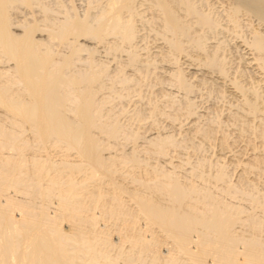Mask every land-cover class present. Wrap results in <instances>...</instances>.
Returning a JSON list of instances; mask_svg holds the SVG:
<instances>
[{
	"label": "rangeland",
	"instance_id": "rangeland-1",
	"mask_svg": "<svg viewBox=\"0 0 264 264\" xmlns=\"http://www.w3.org/2000/svg\"><path fill=\"white\" fill-rule=\"evenodd\" d=\"M72 1L42 0L41 3L34 1L31 6L17 4L12 10V18L15 22H31L36 18L34 21L43 24V7H49V10L52 8L51 15L60 19L69 9H72L69 10L71 14L82 18L86 13L95 14L97 6L104 3L95 1L97 5L91 0ZM136 2V13L134 12L133 17L127 13L123 14V19L128 18V24L134 28L130 43L122 41L121 36L116 33L107 35L100 43L81 37L77 43L82 46L72 57L76 68L94 71L102 67L105 70L99 77L102 84L99 81L92 83L93 99L99 105L94 117L98 125H109L112 122L110 125L114 124L118 130L114 137L100 128L93 130V135L99 142L100 150H103L100 151L101 156L113 158H110L111 161L107 160L111 164L108 174H90V170L85 168L72 172L62 168V173H56L54 169H43L37 161L32 160V155L43 158L49 156L50 161L55 164L63 158L81 162L80 157L75 150L67 148L64 144L54 145L48 142L45 145H37L38 141L28 131L25 134L29 145L22 151V154H25L23 163L28 167L23 176V182L27 181V184L23 185H29L31 188L34 184H39L42 191L37 192L41 195L38 193L34 196L35 193L31 191L28 193L25 189L18 190L11 186L7 193L19 200L28 199L30 203L46 205L47 202L48 211L54 214L58 192L65 189L68 182L73 183L72 196L74 193L75 196L70 200L76 201L77 207L83 204L81 207L89 208L87 213H93L91 216H94L96 221L88 228L90 225H84V222L70 220L56 213L57 226L65 233L75 229L77 236L90 242V248H94L92 251L100 252L98 260L107 264H122L130 259L127 255H134L129 264H137L134 260L136 256L150 254V250L133 242L136 234L140 232L146 238L158 236L157 244L159 249L160 246L163 248V252L169 248L167 246L175 247L174 241L168 239L157 224L151 225L148 219L140 214L141 206L134 197L156 198L165 205L169 196L156 190L158 186L172 181L182 185L192 184L203 196L208 195L206 202L226 206L228 213H235V216L232 215L233 222L235 221L232 229L236 242H230L225 246L226 249L241 250L245 242L252 238H257L258 243L264 244V70L253 62L252 50L248 45L252 30L257 26L256 21L243 13L234 21L228 17L226 12L232 0H191L195 8L203 14L206 13L212 23L201 27L195 24L194 18L186 14L182 7L176 6V15L181 16L180 22H185L186 24H183L187 27L186 31H189L177 34L176 40H179L180 50L176 51L169 43L172 38L175 39V35L164 31L162 15L153 5V1ZM15 28L17 32L20 30L19 27ZM55 43L54 50L60 54L67 55L73 50V46ZM131 54H134L136 63H129ZM211 59L216 60L214 63L217 64H208ZM25 134L22 137H25ZM155 142L160 143L161 148L154 147L157 144ZM8 153L12 152L3 149L0 155L7 156ZM129 157L134 159L130 160ZM36 174H40L39 177ZM66 174L72 182L63 176ZM166 174L170 178L166 177ZM55 175L61 176L58 177L60 183L46 196L44 187ZM78 182L81 183L77 184ZM113 208L122 211L121 214H112ZM128 217L135 219L130 228ZM95 229L98 230L97 233ZM102 234L107 235L108 242L117 244L116 248L119 250H110L102 241ZM193 234L196 235L195 231L190 233L194 240ZM193 245L192 242L189 246ZM148 257L150 256L144 258ZM182 258L185 259L184 256ZM210 259L208 255L207 262H210Z\"/></svg>",
	"mask_w": 264,
	"mask_h": 264
},
{
	"label": "bare ground",
	"instance_id": "bare-ground-1",
	"mask_svg": "<svg viewBox=\"0 0 264 264\" xmlns=\"http://www.w3.org/2000/svg\"><path fill=\"white\" fill-rule=\"evenodd\" d=\"M34 1L40 2L42 0H0V153L3 149L12 152L8 153L7 156L0 155V264H107L100 262V259V261L98 260L100 252H97V250L92 251L94 248H90V242L81 236H77L75 229H71L72 232L65 233L57 226L56 213L66 216L70 220L84 222V225H90L88 228L91 225L93 226L96 221L95 217L91 216L93 213L91 215L89 214L91 213L90 211L87 213L86 210L89 208L86 209L81 207L83 204H79L81 208L77 209L79 208L77 207V202L70 200L71 197L75 196V193L72 196L73 183L68 182V186L66 185L65 189L63 188L58 192L56 208L53 210L54 214L48 211L47 202H45L46 205L40 203L39 205L38 202L34 203L33 199L32 202L34 204L30 203L31 201H27L28 199L26 201L23 199L19 200L8 194L7 192L9 191L7 190L9 186L18 190L25 189L24 191L27 190L26 192L35 193L34 196L42 191V187L39 184L33 183L34 185L31 188L29 185H23L24 183L27 184V181L23 182V176L27 173L26 169L28 167L26 163H23L25 154H22V151L29 145L25 134L28 131L38 141L37 145L40 143L45 145L48 142L54 145L64 144L67 148L75 150L80 157L79 160L81 162H72L67 158L62 160L59 158L61 161L55 164L50 161L49 156L43 158L42 156L32 155V160L37 161L47 171L54 169V172L62 173V168L63 170H71V172L85 168L90 170V174L110 171V163L107 160L111 161L113 158L110 157L112 158L110 160L109 157L101 156L103 150H100L99 142L93 135V130L97 128L104 130L109 136L113 137L118 130L114 124L110 125L112 122L109 125L107 123V125H98L94 117L99 105L93 99L92 83L99 81L102 84V80L99 77L105 70L102 67L94 71L76 68L72 57L82 46L79 42L77 43L81 37L97 40L100 43L107 35L116 33L121 36L122 41H131L134 28L132 29L128 24V18L123 19V14L127 13V15L132 16L134 12L136 13L135 3L138 0H91L92 3L93 1L94 3L95 1H104V3L99 5L95 3L98 5H96L97 12L92 15H87L86 13L82 18L76 14H71L69 10L72 9H69L64 16L62 15L63 18L60 19L51 15L53 14L52 8L49 10V7L45 9L43 7V24L34 21L36 19L34 17L31 22L25 20L20 22L17 20L18 23L15 22L12 18L13 8L17 4L31 6ZM152 1L162 15L164 31L175 35V39L172 38L169 43L176 51L180 50L179 40H176L177 34H184V32L188 31H186V23L183 22L185 23L183 24L179 20L181 16L178 15V18L176 15V6L182 7L186 14L194 18L195 24H199L201 27L209 26L212 23L206 13L203 14L200 12L201 10L199 11L195 8V5L190 2L191 0ZM40 3L37 2V4ZM66 8L68 9V7ZM55 12L54 15H56ZM226 13L233 21L240 13L246 14L251 20L256 21L257 26L255 25L256 28L252 30L251 40L248 45L252 50L253 62L264 70V0H232ZM59 16L62 17L61 14ZM41 25L43 26L41 27ZM188 26L191 25L188 24ZM15 27H19L20 30L18 32L15 31ZM55 42L57 44H66L68 47L73 46L72 52L67 55L58 53L54 50L55 45L53 46V44ZM208 57L210 58V56ZM212 59L208 61V64L213 66L216 60ZM134 62L136 63L137 61H135L134 54H131L129 63L132 64ZM219 68L221 69V67ZM179 77L182 80V77ZM24 134L25 137H22ZM155 143L157 144L154 147L156 146L157 149L161 148L160 143ZM129 158L130 160L134 159L133 157ZM36 175L39 177L40 174ZM63 176L68 177L67 174ZM58 177L60 178L61 176ZM58 177L57 175L52 176L50 183L44 187L46 192L43 191L46 196L54 191L56 185L60 183ZM166 177L169 176L166 174ZM80 183L78 182L77 184ZM156 191L163 192L161 194L165 193L169 196L165 205L156 200V198L134 197L137 198V202L141 206L140 214L147 218L151 225L157 224L165 233V236L174 241L175 247L172 246L173 248H170V246H167L170 249L168 248L166 252H163V248L160 246L159 249L157 244L158 236L152 235L146 238L140 232V234H136L133 242L142 245V248L150 250V254H148L150 257L145 259L148 255L138 254L142 257L136 256L134 258L137 264H264V244L258 243L257 238L245 240L246 247L244 246L241 250L230 251L228 247V249L225 248L230 242L235 241L234 229H232V225L235 222H233L232 215L235 213L230 214V211L228 213L226 206L223 207L212 202H206V199L209 198L208 195L204 194L203 196L201 192H198L199 190L196 191L195 187H192V184L187 185V183H184L182 185L172 181L169 184L158 186ZM39 194L41 195V193ZM202 196L204 200H202L203 198L201 199ZM165 197L167 196L165 195ZM115 209L116 212L114 213ZM112 212V214L120 215L122 211L120 212L117 208H113ZM127 220L130 225L125 224L130 228L135 219L128 217ZM192 231L196 233V235L193 234L195 235L194 240L191 238L192 234L190 235ZM106 236L104 234L102 240L105 245L110 250L116 248L117 244L111 241L108 242ZM192 242L194 245L190 247L189 245ZM117 248L116 250H119ZM115 255L117 256V253ZM208 255L211 257L210 262L206 260ZM133 257L134 255H127V258L130 259L122 264H129L128 262Z\"/></svg>",
	"mask_w": 264,
	"mask_h": 264
}]
</instances>
